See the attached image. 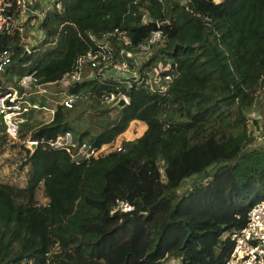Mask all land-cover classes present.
Instances as JSON below:
<instances>
[{"label": "trees", "instance_id": "1", "mask_svg": "<svg viewBox=\"0 0 264 264\" xmlns=\"http://www.w3.org/2000/svg\"><path fill=\"white\" fill-rule=\"evenodd\" d=\"M156 28L161 38L145 63L120 56L136 70L127 85L83 81L70 91L88 94L55 105L46 123L28 120L33 109L23 112L15 140L0 119V153L26 136L36 141L31 152L21 143L23 181L0 180V264H223L228 257L227 234L264 199V145L250 146L244 115L264 93V0H54L34 46H22L16 32L0 34V51L9 50L0 94L30 73L41 86L55 83L93 48L89 34L109 33L118 54L134 52ZM152 69V77L144 73ZM110 93L128 103L102 129L80 130L83 111L71 118L70 108ZM91 107L103 123L107 109ZM130 122L145 126L138 137L77 164L46 143L70 132L99 147ZM116 200L132 209L109 213Z\"/></svg>", "mask_w": 264, "mask_h": 264}, {"label": "built area", "instance_id": "2", "mask_svg": "<svg viewBox=\"0 0 264 264\" xmlns=\"http://www.w3.org/2000/svg\"><path fill=\"white\" fill-rule=\"evenodd\" d=\"M33 4H39L40 7L39 0H0V34L4 32L12 34L14 22L23 17L24 14H35L39 19L42 18L45 9L43 8L41 11L37 12ZM15 15L19 17L16 18V20ZM109 35V33H106L101 37H96L93 34H89L88 38L93 43V48L85 54L77 56L73 61L71 70L65 72L55 83L60 81L63 87L70 89L72 85L78 83L82 79V73L85 69L100 70L108 67L115 76L123 74L124 72L126 73L127 67L124 61L120 60V56L124 54L130 57V54L136 51L143 54L148 53L151 47L160 41L161 31L157 28L152 30L144 42L136 45L134 52L119 49L118 54H115L112 48L113 46L107 38ZM39 37L40 32L38 31V39ZM8 61L9 50L4 49L0 51V71ZM90 77L91 76H89V78ZM163 79L166 83L169 77L164 76ZM153 81L157 84L158 90L163 91V83H159L157 78H154ZM145 83L151 86L150 81L145 80ZM39 86L40 85L36 83L33 73H30L21 76L17 80L16 87L11 86L7 88L8 90L4 93L0 94V119L4 127V133L11 140H15L17 137L19 123L23 120L22 113L28 108L36 107V103L27 100V91L32 87ZM17 87L21 89L20 92H18ZM69 89L67 95L71 98L70 102L77 99L78 96L84 95L71 93ZM119 96L123 99L124 104L128 103V98L124 94L110 93L108 96H104L103 99L106 102L116 101ZM70 102H67L65 97L62 101V105L70 107ZM29 142L36 143L34 140H27V143ZM46 143L52 149L64 150L69 153L74 159L75 164H77L80 159L97 157L113 147L119 150L121 145L120 143L117 146H113V143H111L99 147H88L84 140L78 142L74 141L70 132H64L53 139H48ZM131 209L132 206L126 201L116 200L109 213L114 211L126 212ZM227 235L232 240V248L223 264H264V199L253 203L246 213L245 224L240 229L232 230Z\"/></svg>", "mask_w": 264, "mask_h": 264}, {"label": "rangeland", "instance_id": "3", "mask_svg": "<svg viewBox=\"0 0 264 264\" xmlns=\"http://www.w3.org/2000/svg\"><path fill=\"white\" fill-rule=\"evenodd\" d=\"M54 0H40V7L39 4H33L35 11H41L43 8L45 11L51 8V5ZM218 1V0H215ZM56 7H58V4H56ZM16 18H19L15 15ZM41 19V18H40ZM37 15L35 14H24L23 17L17 19V21L13 24V32H16L19 36V41L22 44V46L32 47L34 46L38 41V31L37 24L40 21ZM40 32V31H39ZM41 35V32H40ZM36 36V37H35ZM114 49V46L112 47ZM27 50V49H25ZM148 53H139L138 51L131 53L130 57H132L133 62H135V66L145 63L146 59L148 58ZM127 67V72L120 74L118 76H115L112 74L110 69L102 68L100 70H89L85 69L82 73V79L78 82L72 85L71 87L74 89L76 86L80 85L83 81H86L88 79H98L100 81H115L120 84L127 85V78L128 77H134V74L136 75V70L131 71L130 65L128 62H124ZM134 72V74H133ZM151 75L155 72L154 69L150 71H145L144 73H147ZM24 76V75H23ZM89 76L93 78H89ZM119 80V81H117ZM149 81V79H146ZM122 82V83H121ZM70 87V86H69ZM69 88L63 87L58 81L57 83H51L39 87H32L27 91V100L29 102L36 103L35 108H28L33 109L32 115H30V119L32 123H46L51 119L54 106L55 105H62V101L67 99V102H70V96L67 95ZM71 89V88H70ZM69 92H72L70 91ZM8 90V89H6ZM86 90H80L75 91L76 94H88V92H84ZM114 94V93H113ZM32 98L34 101H30L29 99ZM115 101H104L102 97V101L98 103L97 105L92 102V98L88 97L86 100L77 102L76 107L70 108V114L71 118L76 117L78 115V112L83 111V121L80 123V130L83 128H86V130L92 131V134L95 131H98L102 129V127L105 125L106 122L113 119L117 113L116 106L114 105ZM38 103H44V108L38 106ZM72 103V101L70 102ZM90 103V104H89ZM88 105V106H87ZM91 106H94L95 108L100 109H107L106 111V119L103 123L100 121H94L95 119H98L100 115L98 112L93 109ZM66 107V106H65ZM27 109V110H28ZM244 115L249 121V128L252 131L253 141L250 144L251 147H257L264 145V93L261 98V104L260 106H257L256 104H253L248 109L244 110ZM144 130V125L140 122H130L127 126V128L119 134L113 141V146H117L122 141L132 140L136 137H138L142 131ZM28 134V133H27ZM27 137L23 140H16L13 145H6L4 146L2 152L0 153V180H10L11 182L19 183V181H23L24 179V171L26 169V166H20L23 156V151L21 150V143L23 146L26 147L27 144ZM190 182L185 181L182 185L187 186ZM36 200L37 202L41 203L45 201V198L41 194L40 189L36 190Z\"/></svg>", "mask_w": 264, "mask_h": 264}, {"label": "water", "instance_id": "4", "mask_svg": "<svg viewBox=\"0 0 264 264\" xmlns=\"http://www.w3.org/2000/svg\"><path fill=\"white\" fill-rule=\"evenodd\" d=\"M153 28H155L157 26V24L155 22H150L149 23ZM162 24H165V22H163ZM27 52V50H25V53ZM114 105L117 107V108H122L125 104H124V101L123 99L119 96L117 98V100L114 102ZM36 146V143L35 142H29L26 144V147L28 148V150L31 152L34 150Z\"/></svg>", "mask_w": 264, "mask_h": 264}, {"label": "crops", "instance_id": "5", "mask_svg": "<svg viewBox=\"0 0 264 264\" xmlns=\"http://www.w3.org/2000/svg\"><path fill=\"white\" fill-rule=\"evenodd\" d=\"M40 1V0H39ZM144 128H145V126H144Z\"/></svg>", "mask_w": 264, "mask_h": 264}]
</instances>
